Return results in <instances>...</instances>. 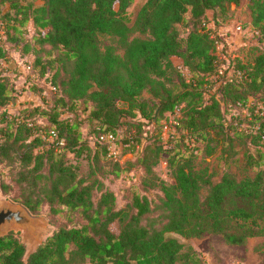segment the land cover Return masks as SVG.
I'll return each instance as SVG.
<instances>
[{
	"label": "trees",
	"instance_id": "trees-1",
	"mask_svg": "<svg viewBox=\"0 0 264 264\" xmlns=\"http://www.w3.org/2000/svg\"><path fill=\"white\" fill-rule=\"evenodd\" d=\"M131 1L0 0L5 28L0 60L8 62L12 48L31 54L32 72L54 88L47 96L33 84L45 106L0 112V162L16 154L22 164L13 173L19 190L13 198L33 213L49 204L53 213L68 209L82 218L79 224L58 227L30 253L16 233L0 236V264H67L74 256L91 264H175L181 258L204 264L192 246L173 234L220 233L233 243L264 236V114L253 112L250 120L238 114L225 124L226 108L247 105L251 98L259 107L264 100V0H248L251 18L241 22L252 28L253 46L227 58L218 53L220 36L210 23L220 26L241 0H146L133 25L141 35L133 37L125 15ZM31 20L35 34L28 37ZM102 34L116 37L118 45L103 44ZM173 57L181 58L182 66ZM14 90L0 66V107L11 102ZM144 91L151 93L153 104L142 96ZM78 101L90 106L87 120L94 135L88 138L78 118L70 115ZM178 108L176 135L143 143L144 128ZM136 112L148 121L135 119ZM244 122L249 127H242ZM123 125L130 129L125 134L119 131ZM52 130L54 142L65 139L63 146L46 140ZM213 131L253 144L254 152L247 151L244 160L247 168H257L254 174L239 177L226 168L215 180L208 167L196 165L194 149ZM106 133L135 156L110 155L100 139ZM86 149L93 159L102 154L119 167L126 163L123 169L139 164L153 178L146 186L160 185L162 193L150 198L134 191L117 207L115 193L102 180L96 186L66 163L67 152L80 156ZM162 153L173 168V183L154 170ZM1 187L8 193L11 183ZM115 223L117 229L111 226Z\"/></svg>",
	"mask_w": 264,
	"mask_h": 264
},
{
	"label": "rangeland",
	"instance_id": "rangeland-1",
	"mask_svg": "<svg viewBox=\"0 0 264 264\" xmlns=\"http://www.w3.org/2000/svg\"><path fill=\"white\" fill-rule=\"evenodd\" d=\"M145 1L146 0H132L125 11L127 22L132 28L130 31L131 37L141 35L136 29H134L133 25L137 13ZM247 2L248 0H241L238 5L233 6L230 11L229 19L221 23L220 26L217 27L213 22L210 23V25L216 29L215 33L219 32L220 49L222 44L226 43V40H228L231 43L230 49L233 52L236 51L238 53L239 49H241L243 54H245L248 49L253 46L252 43L256 41V36L249 31H235V25L237 23L248 21L251 18L247 9ZM116 6L118 7V4ZM2 9L6 11L5 7H2ZM189 16L190 12L187 13V17ZM4 29L5 28L0 24V38L3 36ZM186 29L187 27L185 25L181 26L184 38L187 36ZM34 34L35 27L31 20L27 25L25 36L32 37ZM101 42L103 44L114 43L115 45H118L117 38L108 34L101 35ZM37 47L39 48V45H37ZM118 50L123 51L122 48H119ZM42 54H45V51H42ZM31 59V54L23 56L18 49L12 48L10 60L8 62L0 60V66L3 67L5 73L10 75L15 87V90L12 93L11 102L4 107H0V112L3 109H7V111L11 113H18L24 107L47 105V101L43 97V94L40 93L33 84L42 87L44 91L43 93L47 96H51L54 88L50 85V82L45 79V77H39L38 73L32 72L29 66ZM173 60L177 65L179 64L182 66L181 58L173 57ZM215 77L217 78V75ZM214 89L215 88H212L213 91ZM257 95V97H261V94ZM142 96L153 104L154 101L149 91H144ZM254 100L255 99L251 98L247 105H239V107L230 106V109L225 107V124H229V122L233 119V116H237L238 114H241L243 118L249 117V120L253 117L251 116V113L253 112L264 114V100H260L261 102L259 107H254ZM89 111V105L86 107L85 103L78 101L74 107V111L70 112L72 117L78 118L81 124L83 137L85 138H88L90 135H94V132L91 131L92 125H90L87 120ZM136 113L134 117L135 119H144L148 121L147 118L143 117L140 112ZM40 116L38 117L43 119L45 118L42 114H40ZM162 123L163 121L161 122L160 120V123L156 122L147 125L144 128L146 133L143 143L147 144L151 141L161 143V140H167L171 126L169 123L164 122L167 130L164 128L163 134L160 135ZM242 127H249L248 122H244ZM129 130L130 129L127 125H123L119 129L122 134H125ZM119 147L120 145L117 144L114 151L118 152L122 159H127L129 157L133 158L135 156L132 152L123 151L122 148ZM252 148L253 144L248 140L246 141L244 138H229L226 135L218 134L216 131H213L208 141L200 147L194 149L195 163L198 167H208L211 171H213L215 180L221 176L222 172L226 168L234 171L239 177L245 174H254L257 168L253 166L247 168L244 160L247 151L250 150L254 152ZM190 150H192L191 147ZM153 153L154 152L150 153V158L153 157ZM13 155H15L14 158H8V160L0 162V198L16 204H23L13 198L14 195L19 192L18 187L12 181L13 173L22 165L18 157H16V154H12V156ZM91 155H93V152L88 149H86L80 156H76L72 152H67L65 161L67 164H71L75 168L79 177L83 176L86 179L93 181L96 186L99 184L97 179L102 180L104 187L115 193L117 207L123 206L128 197L134 191L140 192L141 194H147L150 198H156L162 193L160 185H156L154 187H149V185L148 187L146 186L148 183L150 184L153 178L152 175L147 173L139 164L131 165L127 170L123 169V167L127 166L126 163L119 167L113 160L102 154H99V158L97 159H93ZM167 157L166 153H162L159 157V161L154 165V170L161 179L167 183H173V168L169 166ZM3 182L11 183L10 192L7 193L3 191L1 187ZM95 193H97V191H95ZM28 210L31 212L29 208ZM31 213L38 219L37 224L39 227L36 231V237L28 236L25 233V229L21 227L11 226L8 229V233H16L26 244L27 253L35 250L36 247L58 227L71 226L82 222V218L79 213L64 209L62 212L56 214L53 213L49 204L43 205L40 212ZM111 226L113 229L118 228L116 223ZM173 235L178 236L186 243L187 246H192L199 253L201 262L204 264H264V236L250 237L244 243H233L228 241L220 233L205 232L200 236L192 237H184L179 234ZM67 264L91 263L86 258L74 256L72 261ZM175 264L193 263L186 262L184 258H181Z\"/></svg>",
	"mask_w": 264,
	"mask_h": 264
},
{
	"label": "water",
	"instance_id": "water-1",
	"mask_svg": "<svg viewBox=\"0 0 264 264\" xmlns=\"http://www.w3.org/2000/svg\"><path fill=\"white\" fill-rule=\"evenodd\" d=\"M38 219L23 204H16L0 198V236L6 235L11 226L25 229L30 237H36Z\"/></svg>",
	"mask_w": 264,
	"mask_h": 264
},
{
	"label": "built area",
	"instance_id": "built-area-1",
	"mask_svg": "<svg viewBox=\"0 0 264 264\" xmlns=\"http://www.w3.org/2000/svg\"><path fill=\"white\" fill-rule=\"evenodd\" d=\"M2 25V23H0ZM3 26V25H2ZM251 27L250 26H247L245 27L243 25V23L239 22L235 25V31L236 32H245V31H249L250 33H253L251 32ZM257 32V31H256ZM4 33V31H3ZM219 34V32L217 33V35ZM254 34V33H253ZM219 41L220 39L217 40V43H218V52L220 53V55L224 58H227L229 55H235V51L233 52L231 49H230V42L228 40H226V43H223L222 46H221V49L219 48ZM223 67H226L225 65H223ZM223 68H220V71H222ZM218 77V75H217ZM214 78H216L214 76ZM216 88V87H214ZM213 91V90H212ZM215 91V89H214ZM181 114V111L180 109H176L173 113L169 114L168 117L162 119L161 121H163V124L164 122L166 123H169L171 128H170V131H169V135L167 136V139L170 138V137H173L175 136L176 134V124L178 123L177 121V117L180 116ZM164 128L165 125H164ZM167 130V128H166ZM57 136L56 132L54 130L51 131L50 135L48 137L44 136L46 138V140L49 142V143H53L54 142V137ZM100 139L102 141H104L105 143L108 144L109 146V149H110V155H113V157H115L116 159L119 157V153L114 151L115 147L117 146V138L116 136L113 134V133H106V134H102L100 135ZM55 144L58 145V147L60 146H63L65 144V139L64 138H60L58 139L56 142H54ZM166 146H168L169 144L166 143L165 144Z\"/></svg>",
	"mask_w": 264,
	"mask_h": 264
}]
</instances>
